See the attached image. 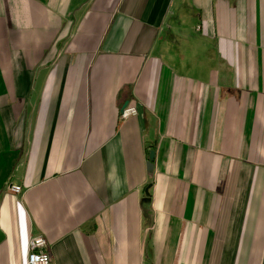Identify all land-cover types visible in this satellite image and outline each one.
Here are the masks:
<instances>
[{
  "label": "crops",
  "instance_id": "crops-1",
  "mask_svg": "<svg viewBox=\"0 0 264 264\" xmlns=\"http://www.w3.org/2000/svg\"><path fill=\"white\" fill-rule=\"evenodd\" d=\"M37 236L53 264H264V0H0V264Z\"/></svg>",
  "mask_w": 264,
  "mask_h": 264
},
{
  "label": "built area",
  "instance_id": "built-area-1",
  "mask_svg": "<svg viewBox=\"0 0 264 264\" xmlns=\"http://www.w3.org/2000/svg\"><path fill=\"white\" fill-rule=\"evenodd\" d=\"M138 114L135 105H127L120 112V119L126 121ZM10 192L20 194L22 192L19 186H9ZM27 264H53L49 253L48 245L45 239L41 236L33 237L28 244Z\"/></svg>",
  "mask_w": 264,
  "mask_h": 264
},
{
  "label": "water",
  "instance_id": "water-1",
  "mask_svg": "<svg viewBox=\"0 0 264 264\" xmlns=\"http://www.w3.org/2000/svg\"><path fill=\"white\" fill-rule=\"evenodd\" d=\"M128 104H125L124 108L127 106ZM154 159H155V152L154 151H150L149 153V157H148V163H147V171L150 175L153 174V170H154Z\"/></svg>",
  "mask_w": 264,
  "mask_h": 264
},
{
  "label": "rangeland",
  "instance_id": "rangeland-1",
  "mask_svg": "<svg viewBox=\"0 0 264 264\" xmlns=\"http://www.w3.org/2000/svg\"><path fill=\"white\" fill-rule=\"evenodd\" d=\"M187 10V9H186ZM187 11H189V10H187ZM190 16H193V14L192 15H190Z\"/></svg>",
  "mask_w": 264,
  "mask_h": 264
}]
</instances>
